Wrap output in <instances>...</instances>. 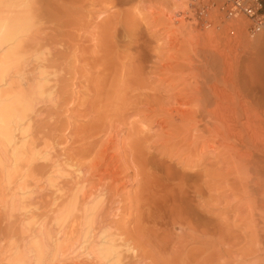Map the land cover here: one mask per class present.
Returning <instances> with one entry per match:
<instances>
[{
	"label": "rangeland",
	"instance_id": "obj_1",
	"mask_svg": "<svg viewBox=\"0 0 264 264\" xmlns=\"http://www.w3.org/2000/svg\"><path fill=\"white\" fill-rule=\"evenodd\" d=\"M261 1L264 4V0ZM113 3L115 4L116 0L114 2L112 0H48L46 15L49 20L47 25V33L49 32L47 38H49L42 42L44 44L40 43L24 51L25 61L20 67L18 76L12 75L8 82L0 87L2 96L7 97L5 94H8L7 98H10L15 93L34 91V87L37 88L41 84L43 90L46 89L47 95L45 97L47 100L37 102L35 112L33 111L35 114L32 113L29 122L24 123L23 131H21L23 133L15 134L21 151L24 147L22 152L24 158L21 157V162L13 165L9 160L10 155L7 154L2 159L3 166L0 165V264H8L11 250L20 246V243L21 246L27 243V239L30 241L32 236H29L32 232L34 235L35 231H37L36 235H46L45 232H47L48 237L50 233L49 238L52 240L55 238L53 242L56 241V244L59 240L58 244L62 247V257L56 258L60 263L58 260L52 262L50 259L47 264H105L94 253V246L100 242L101 232L109 235L108 239H111V243L113 241L112 244L117 247L120 256L117 264H139L140 258L137 259L128 248L133 245L139 247L141 241L142 243L145 241L144 245L142 244L145 246L150 238L157 239L159 234L156 236V233L155 235L151 233L156 237L147 234L151 227L147 223L149 220L146 215L153 204L149 207V204L143 200L146 203L144 206L142 200L136 199L138 194L136 191L140 189L137 186L139 182L135 174L145 169L140 166V168L143 167L142 170L136 171L139 156L135 158L136 154L133 152L137 150H140L147 159L154 158L157 165L153 164L151 167L160 166V169H166L164 164L166 163L173 166L174 168L171 169L178 173H190L188 174L190 176L192 173L201 174L199 184L201 186L206 184L205 188L207 187L208 191L203 197L201 196L202 198L196 197L198 201L196 199L193 203L199 202V204L197 203L198 208L196 206L194 208L199 210V206L203 205V207L200 206L199 212L204 213L207 210L203 215L206 216L208 213L207 217L210 216L209 219L213 223L220 222L214 223L215 225L218 223V225L222 224L223 228L236 229L237 235L241 232L245 236L249 234L240 227L239 222H242V225L249 224L243 223L244 217H249V214H253L254 211L246 209H244L246 211H240L239 207L245 203L241 200L248 202L251 197L248 198L245 195L246 198H242L243 195L240 197V194H237L240 189L235 186L236 183L229 187L230 182L232 184L231 180L235 179L231 176L226 177L227 171L222 169L226 166L223 167L224 163L220 162L221 160L216 161L219 158H216V152H218L214 147L216 143L214 146L211 144L215 142L212 141L213 137L206 134L209 136L204 135L201 140V136L199 138L196 136L198 139L196 142L193 136L197 131L192 132L193 130L188 127L190 132L186 130L184 125L189 123H185L181 116L176 114V110L188 114L198 112V104L191 100H194L193 95L198 87V90H203L207 94H210V88L218 87L219 91L222 90L225 95L230 93L228 95L231 96V85H234L237 73L243 70L250 57L254 56L258 61L255 63L259 66L264 62V43H262L264 32L252 35L251 23L245 17L225 18L220 13V3L217 0L213 1L215 6L213 5L209 11H201L189 0H124L123 5L120 6ZM262 14H264V8H262ZM49 28L52 29L49 31ZM144 47L146 53L143 51ZM141 48H143L142 51H140ZM138 51L141 55H146V60L142 61L137 54ZM254 58H252L253 63ZM210 100L211 103L214 101L212 98ZM230 100L225 102L226 107H231ZM241 106L243 107V104L239 101L237 108ZM131 111L137 114L133 115ZM129 112L133 115L132 117ZM125 115L129 119H124L128 120L127 122L122 117L127 118ZM91 119H94L93 123ZM94 122L98 123V127ZM168 122L175 125L169 126ZM102 123L106 124L105 130L108 125L113 129L108 126L103 132V125H99ZM90 124L96 127L93 125L89 127ZM100 126L101 132L99 129L96 131L101 134L92 129ZM88 128L90 132L87 131ZM91 132L96 133L97 136ZM88 133L92 134L91 137L95 135L93 140L91 139L92 142L89 140L91 137ZM176 133L177 135H174ZM187 139L190 142H187ZM207 140L208 142L205 143ZM122 143L127 145L125 152L120 148ZM89 144L93 145L89 147ZM208 144L213 146L208 149H212L215 155L208 149L201 150ZM129 152L135 154L133 158L138 161L137 163L135 161L136 164L133 163L132 158V162H129L131 155ZM108 162L112 163L111 166ZM103 163L106 164L105 167H108L105 168ZM124 164L133 167L132 170L131 167H128V170ZM16 165L17 167H14ZM97 167L103 169L98 168L97 172L95 170ZM109 167L112 170L118 167L116 169L118 174L115 173L116 180L115 177L113 179L102 178V175L100 177L99 171L103 172ZM146 174L145 172L144 175ZM203 176L205 184L202 181ZM137 177L139 178V175ZM142 177L140 178L144 180L148 176ZM225 179L227 182L224 181ZM142 180L141 184H143ZM232 187L238 190L232 191L236 192L235 194L228 192L230 188L232 190ZM239 192L242 194L241 191ZM83 194L91 196L92 199H89L90 201L87 199L86 203L80 199L82 202L80 205L79 201V210L95 207L96 212H88L86 215L78 210L70 220H67V224L62 226L56 223L70 197L75 195L82 197ZM135 195L136 198H134ZM228 203L229 206H226ZM139 214L142 217L145 216L147 219L140 217L147 221L139 218ZM236 216H239L240 220L235 219ZM241 216H244L242 221ZM88 222L91 224L92 231L90 237L86 238V242H83ZM146 223L149 228L145 226ZM138 227L148 228L147 231L145 230L146 234L144 232L147 238L135 233ZM178 228L176 226L175 229L172 228L173 230L169 229L174 233L172 232L168 238L164 234L167 235L169 230H165L164 233L161 229H155L154 232L157 230L162 232L159 235L162 237L161 241L168 242L167 244L162 242V245L166 244V248L163 246V251L161 243H158L159 237L156 241L150 239L147 246L137 249L138 256L143 257L146 260L145 263L149 262L148 264L190 263L188 260L191 252L187 250L193 248L190 249L193 251L198 246L201 248L202 245L183 244V237L182 241L177 238L182 231ZM241 228L243 231L240 230ZM54 232H57V235ZM127 232L128 234L132 232L130 236L135 233L138 239L144 238L141 241L139 239L140 242H133L134 240ZM138 232L140 234V231ZM51 233H54L56 237ZM127 237L129 239H126ZM248 237H244L245 242L248 241L246 240ZM216 238L210 239L215 242ZM179 240L183 245H179ZM151 241L154 244H149ZM155 242L161 246L158 247ZM123 244H125L124 247L119 248ZM241 244L245 243H240L239 249ZM214 246L212 244L214 249L220 248V246ZM206 247L212 248L211 244H206ZM234 247L236 249V246ZM156 248L161 249L160 252ZM180 252L183 253L182 256ZM208 254L204 253L201 256L206 257ZM200 257L197 263H200L202 259ZM194 263L195 261L190 264Z\"/></svg>",
	"mask_w": 264,
	"mask_h": 264
},
{
	"label": "bare ground",
	"instance_id": "obj_2",
	"mask_svg": "<svg viewBox=\"0 0 264 264\" xmlns=\"http://www.w3.org/2000/svg\"><path fill=\"white\" fill-rule=\"evenodd\" d=\"M112 1L114 2V0H112ZM123 1L124 0H116V3L120 6V5H123ZM47 2H48V0H0V28L7 27L13 36V39L9 42L0 41V87L5 85L12 75L18 76V74L20 73V67L25 61L24 51H27V50L35 47L36 45H40V43L47 41L46 40L47 34H49V32L47 33V30H48L47 25H48V21H49L47 18L48 16L46 15L48 12V4H49V3L47 4ZM73 2H72V6L75 5ZM116 3L115 4L113 3V4L116 5ZM69 4H71L70 1H69ZM220 13H222L224 15V17L227 18L225 13L223 11H221V3H220ZM238 17H240V16H238ZM227 19H236V18H227ZM51 29L52 28H49V31ZM137 42H136V44H138ZM128 43H130V42H128ZM262 43H264V41H262ZM262 43H260V44H262ZM42 44H44V43H42ZM145 47H144V49L141 48L140 51H142V49H143V51H145V49L147 48V47L146 48ZM140 51H138L137 54L142 59V61L146 60V55L145 56L141 55ZM145 53H146V51H145ZM143 54H144V52H143ZM25 56H26V54H25ZM252 58H254V56L250 57V60H248L247 63L242 68L243 70H241L240 72L237 73V77L235 79L236 81L234 82V85H231V88H230L231 89V96L228 95L230 93H228V94L226 93L227 95H225V93L222 92V90L219 91L220 89H217L218 87L217 88L216 87L210 88V94H207L205 91L203 92V90H198L199 87L198 88L196 87L197 88V91L195 93L196 96L193 95V93H192L191 95H193V97H195V98H194V100L193 99H191V100L193 102L196 101L194 103L198 104V106H199L198 112H196V114H191V113L188 114L186 112H181L179 110H176V114L180 115L181 119L183 121H185V123H189V124L191 123V125L188 124L189 126L184 125L186 130H189V132H190V129H188V128H191V130H193L192 132L197 131L196 135L193 136V137H195V139L194 138H192V139H194L196 141V139L201 136L200 138L202 140V136L204 137V135H206V134H209L210 136L213 137V138L209 137V138L213 139L212 141H215L211 144H213V146H214V144L216 143L215 144L216 146H214V147L217 148V150H218V152L215 151L217 153L216 154L217 157L216 156H214V157L219 158V160H216V159L215 160L217 162L221 160L220 162H223L224 164H226V165H224L223 163H219L221 165L223 164V167L224 166L227 167V165H228V167H227L228 169L226 167L222 168V169H225L227 171L226 177L231 176L235 180H237V179L240 180V181L234 180L235 181L234 182L233 179L230 178V179H232L231 180L232 184L230 182L231 185L229 184V187H231L232 185H234L236 183L235 186H238L237 188L240 189L239 191H241L242 194L236 189V187H234V189L232 187V190L230 188L231 191L229 190L228 192H231V194L232 193L235 194L238 191L239 193L237 192V194H240V197H241V195H243L242 198L251 197L248 199L249 200L248 202L245 200L244 201L241 200L242 199L241 198L240 200L243 203L244 202L245 203L241 207H239L240 211L241 210H243V211H246V210L252 211L253 210L254 211L253 214L252 213L249 214V217L245 216L246 217L245 218L243 216L245 220L247 219V221H245L243 219V217L241 216V221L244 220L243 223H249V224H245V225L243 224L242 225V222H239V223H241L240 227H243L244 230L249 232V234L245 233V234H248L246 236H249L248 237L249 239L246 238V240H248V241H246V242L244 241L245 240L244 237H246V236L244 235L243 232H241L243 234L240 233L239 235H237V234H235L236 229L234 230V229L223 228L224 226L222 224L218 225V223H220V222H218L216 220L215 221L218 223H217V225H215L216 222H214L215 223L214 224L212 222V220L209 219L210 216L207 217L209 215L208 213L206 216L203 215L207 212V210H206V212L204 211V213L199 212V210L201 209L200 208L201 205L199 206V210L194 208L195 206L196 207L198 206L199 202H197L198 204L193 203V202H195V200L198 198V196L203 197L205 195V192L208 191V188L207 187L205 188L206 184H205L204 176H203L204 180L202 178V181H204L205 185L201 186L199 184V181H200L199 178L201 177L200 176L201 174L198 175L195 173V175H194L192 173L190 176V175H188L190 173H188V174L178 173V172H175L172 170L174 168L173 166L170 165L171 166L170 167L169 164H166L164 162H162V163H164L166 165V167H165L166 169H160L159 168L160 166L151 167V166H153V164L157 165L156 164L157 162L154 161L153 157L150 159H147V157L145 158L144 157L145 155L143 156L141 154L142 152L140 150L133 152L136 154L135 158L137 156H139L138 157L139 160L137 158V160L139 161V164H138L137 163L138 161H136V159L134 160V158H133L135 154H131L132 152L131 153L129 152L131 154V155L129 154L130 155L129 156V158H130L129 162H132L131 160L133 159V163H135V161H136L137 164L136 163L135 164L138 165L137 166L138 169L136 171L139 172L140 170H142L141 168H143V167L145 168L144 170L140 171L138 174L134 173L135 170L132 173H134L136 175L135 178H137L138 182H139L137 184V186L141 190L140 191L137 189V191H136L138 193L137 198H136V195L134 198L142 200L141 202L143 203L144 206L146 205V203H144V201H146L147 204H149V207H151L150 205L153 204V206H152L153 208L151 207V209L148 210V214L146 215V213H145L146 217L150 221V224H149V221L146 220L148 225H150L149 227L152 228V226L154 225L153 226L154 230L155 229H158V230L161 229L165 233L169 229L170 230L175 229L177 226V227H179L178 229L182 230L181 234L179 233L180 236L177 238H179L182 241V237H183V239H184L182 241L183 244L190 243L192 245L193 244L202 245L201 248H198L200 246H198V247L196 246L197 248L193 251H190V249H193V248H190L189 250H187V251L192 253V254L190 253V257L188 260V261H190V263H193L194 261H195V263H197L198 258L202 254L209 253L206 257L201 256L202 259L199 262L202 264H264V62H262V65H261V62H259L261 65V66H259V64H256V63H258L257 59L254 58L256 60V61L254 60V63L256 62L254 64L252 61ZM26 62H27V59H26ZM256 65H258V66L255 67ZM140 66H141V64H140ZM140 69H141V67H140ZM22 70L23 69H21V71ZM213 76H214V80H215L216 74ZM224 81H225V79H224ZM40 85L39 86L37 85L38 86L37 88H35L36 87L35 86L33 89L34 91L27 90L29 92L15 93L10 98H7L8 94H5V95H7V97H5V96H2L3 94L0 93V165L3 164L2 159L7 154L10 155L9 160L11 163H13V165H14V163L16 164L19 161L21 162V157H22V155H24L22 153L24 151L23 150L24 147L22 148V151H21V149H20L21 147H19L20 145L19 146L17 145L18 140L16 139L15 134L17 132L23 131L22 128L25 125L24 123L26 121L29 122L28 120L31 118L30 115L35 110V106H36L37 102L38 101L43 102V100L47 96L46 91H45L46 89L43 90V88H42L43 86H40ZM223 90H224V88H223ZM209 95L211 97H209ZM48 98H49V95H48ZM210 98L214 99V101H212V103L210 102L211 101ZM228 99L229 100L231 99L230 101L232 102V104H231V102H229L231 104V107L225 106V102L229 101ZM45 100H47V99H45ZM192 101H191V103H192ZM239 101L242 102L243 107L242 106H241V108L238 107L239 108L238 109L237 106L239 104ZM180 103L181 102H179V104ZM133 109H134V107H133ZM135 111H137V110H135ZM124 112L126 113V111H123V113ZM127 112H128V110H127ZM129 113H128V115L126 114L128 117L130 116L131 113H133V115H135L134 113L137 114V112H134V111H131L130 114ZM33 114H35V113H33ZM119 115H121V114H119ZM126 115H125V117H127ZM133 115L131 114V117ZM122 117H123V120L128 119V117L127 118H124V116H122ZM196 118H197V120H196ZM91 120H92L91 122L93 123L94 119H91ZM98 120H95V121L99 122ZM128 120H124V121L127 122ZM97 122H94V124ZM169 122H168L169 126L175 125V124L173 125V123L171 124ZM91 125H93V124H90L89 127ZM99 125H103L102 131L105 130L104 129V126L106 125L105 123H102ZM124 125H125V122H124ZM108 126H107V128H108ZM112 126H114V125H112ZM122 126H123V124H122ZM122 126H120V127H122ZM199 126H201V128H199ZM93 127H96V126L93 125ZM97 127H98V123H97ZM157 127H159V126H157ZM100 128H101V126L97 129H95V128H92V129H94L95 131L99 129L101 132ZM107 128H106V130H107ZM109 128L111 129L112 127L109 126ZM94 130H92V131H94ZM87 131L90 132L91 130L88 128ZM105 131H103V132H105ZM179 131L180 130H178V133L181 132V131L180 132ZM96 132H98V134H101L99 131H96ZM21 133H23V132H21ZM91 133H93V132H91ZM91 133H88L89 137L92 136ZM93 134L96 135V133H93ZM113 135L116 136L115 134H113ZM113 135H111V136H113ZM174 135H177V133ZM209 135H206V136H209ZM196 136H197V138H196ZM93 137L89 138V140L91 142L93 140L92 139ZM108 137H109V135H108ZM187 137L189 139L188 135H187ZM188 139H187V142H190V141H188ZM95 141H96V139H95ZM206 142H208V140L205 141V143ZM209 143H210V140H209ZM109 144L111 145V141ZM112 144H113V142H112ZM122 144L123 145L120 146V148L124 152L127 151L126 150L127 145H125V143H122ZM211 144H208L207 146H203L201 150L204 151L205 149L212 148L213 146ZM92 145L93 144H89V147ZM107 145H108V143L106 144V146ZM192 145H194V144H192ZM215 148L213 150H215ZM103 149H105V146ZM103 149H102V151H104ZM108 149H109V146H108ZM121 149H119V150H121ZM128 149H130V148H128ZM201 150H200V153H201ZM208 150H210V149H208ZM123 151H122V153H124ZM210 151H211V153H213L212 149ZM208 153H209V151H208ZM123 155H126V154H123ZM213 155H215V154L213 153ZM211 156H212V154H211ZM22 158H24V157H22ZM31 159H32V157H31ZM151 159H153L151 162H154L152 164L149 161ZM109 162H111V161H109ZM109 162H108V165L111 166L110 164H112V163L109 164ZM105 163L107 164V160L105 161ZM133 163H131V165ZM135 164L132 166H135ZM17 165L14 167H17ZM95 165L97 166V164H95ZM103 165H104V163H103ZM103 165H101V166L103 167ZM105 165H104V167H105ZM163 165H161L162 168H164ZM119 166H120V164H119ZM124 166L127 167V169L129 167L128 164L127 165L124 164ZM140 166H143V167L140 168ZM148 166L151 168H149ZM102 167H97V169H95V170L98 172V168L103 169ZM106 167H108V166H106ZM109 168H111V167H109ZM112 168H113V165H112ZM112 168L110 170L105 169L103 172L100 170L102 172L101 173L99 171L100 177H101V175L103 176L102 178L109 177V178L113 179V177H115L114 179L116 180V175L118 174L116 169H118V167L115 170H112ZM120 168H122V167L120 166ZM132 168L133 167H131L130 169L132 170ZM222 169H220V170H222ZM225 170H224V172H225ZM143 171H144V174H145V172L147 174L146 175L142 174ZM115 173H116V175H115ZM134 174H133V176H135ZM138 175H139V178L137 177ZM142 176H144V177L148 176V177H145V179L142 180V178H143ZM140 177H142V178H140ZM115 180H113V181H115ZM141 180L143 181V184L140 183ZM228 180H229V178H228ZM135 181H137V180H135ZM224 181L227 182L226 179ZM238 181H239V184L237 183ZM240 183H242V184H240ZM204 188L206 189L205 191L203 190ZM227 188H228V186H227ZM227 188H226V190H227ZM233 190H235L236 192L235 193L232 192ZM85 194L87 195V193H85ZM86 195L83 194L82 197H80V195H75L73 197H70V200L68 201L66 207H64L65 209L63 210V213H61V215H60L61 217H59V219L56 218V219H58V221L56 223L63 226L67 222V220H70V218L73 217V215L76 212H78V210L80 209L78 207L81 205L82 201L85 202L87 199L88 200L92 199L91 196H86ZM80 199H82V201H80ZM83 199H85V200H83ZM79 201H80V205H79ZM196 201H198V199ZM87 203H88V201H87ZM192 203H193V205H192ZM194 204H196V205H194ZM206 204L207 203H205V205ZM226 206H229V203ZM232 206H233V204H232ZM98 207L100 208V205ZM98 207H97V209H99ZM143 207H142V209H143ZM146 207L148 208V206H146ZM201 207H203V205ZM234 208H236V207H234ZM234 208L232 209L233 211L235 210ZM202 209H204V208H202ZM244 209H246V210H244ZM144 210L145 209H143V211ZM79 211L81 212L82 209ZM82 212H83V214L88 215L87 214L88 212H90V213L94 212L95 213L96 211H95V207H93L91 209H84L83 208ZM144 212H142V214ZM256 212H257V214H256ZM99 213H100V210H99ZM239 213H241V212H239ZM102 214H104V213H102ZM140 214H141V210H140ZM140 214H139V218L142 217V215H140ZM243 214H245V213H243ZM96 215L98 216L99 214L97 213ZM84 217H87V216H84ZM144 217L145 216H143L142 218L144 219ZM146 217H145V219H147ZM141 219H140V221L143 220V219L142 220ZM235 219H239V216L238 217L236 216ZM85 220H86V218H85ZM143 221H145V220H143ZM251 222H252V224H250ZM147 223L145 224V226L147 225ZM86 225H87V232H85V234H84L85 236H84L83 242H86V238L90 235V233L92 231L91 224L88 222V224H86ZM148 225H147V227H148ZM220 225L222 227H220ZM156 226H157V228H155ZM147 227H146V229H145V227H144V229H143V227L142 228L138 227L139 229H137V232L140 231V234H138L139 232L138 233L135 231L134 232L138 236L139 235L144 236V232L146 234V231L149 228V227L148 228ZM140 228L143 230L142 232H141ZM151 228H149V231H147V234L149 233L150 235H152V237H156L157 234L160 235L161 231L157 232L158 231L157 230L154 232V230L152 228V230H153V232H152ZM243 229L241 228L240 230L243 231ZM170 230L168 232H171ZM35 232H37V231H35ZM35 232H34V235L37 234ZM168 232H167V235H166V233L164 234L167 238L169 237L170 234L172 235L173 231L171 233H168ZM45 233L47 235V232H45ZM54 233L53 234L51 233V234L54 235ZM131 233H129V234H131ZM135 233L133 236L131 235L133 237L132 238L127 232V234L130 236V238L134 240V241L132 240L133 242L139 241V239H140V237L138 239L135 236L136 235ZM141 233H143V234H141ZM151 233H154V235L156 233V236H154ZM29 234H31V233H29ZM29 234L27 236H29ZM38 234H42V233H38ZM100 234H101L99 236L100 242L96 243V245L94 246V248H95L94 253H95L96 257L99 258L100 260H102L105 264H117L118 258L120 257L119 253L117 251V247H115V245L112 244L113 241L111 243V241H110L111 239L110 240L108 239L109 235L107 236L106 233H102V232ZM34 235L32 232V235L29 236V237L32 236L30 239V241L32 240L31 242L28 241V239H27V243H25V244L22 243L23 244L22 246L20 243V246L18 245L19 247L16 245L17 247H14V249L11 250V256H10V260L8 261V264H47L48 260L51 259L50 261L55 262L54 260H56V258L63 255L62 254V247L60 246V244H58L59 240L57 241V244L55 243L56 241L53 242V240L55 238L53 240L51 238H49L50 233H49V237H48V235L47 236L46 235L34 236ZM121 235H122V233H121ZM159 235H158V237H159ZM121 237H123V236H121ZM134 237L137 240H135ZM158 237H156L157 239H153L150 237L149 238L156 241V240H158ZM213 237L214 238L217 237L215 239L216 240L215 242L211 241V239ZM143 238H141V239H143ZM145 238H147V237H145ZM161 238L162 237H159L160 241H161ZM126 239H129V238L127 237ZM141 239H140V241H141ZM163 239H164V237H163ZM209 239H210V242H209ZM144 240H146V239H144ZM180 240L178 242L179 245L180 244L183 245L182 243H180ZM148 241L145 244L148 245ZM160 241L158 243L159 244L161 243V245H162L163 240L161 242ZM121 242H122V240H121ZM126 242H127V240H126ZM129 242H130V240H129ZM144 242L145 241H143V243ZM166 242H163V243H166ZM242 242L245 244H241V249H239L240 247L238 248V246H240L239 244ZM143 243L141 241V243H139L141 245L140 246L138 245L139 247H137V245L136 246L133 245L132 247L131 246L129 247L126 244V246H127L126 248L129 247L128 249H130V252L132 251L133 252L132 254H134V256L137 257V259L140 258L139 262L141 264H148L149 262L145 263L146 260L143 257L138 256L139 253H138L137 249L138 248L141 249V246H142V249H143V247L147 246V245L143 246L144 245ZM149 244H154V243H152V241H151V243H149ZM155 244H156V242H155ZM159 244H156V245H158V247H159V246H161ZM166 244L162 245V247L165 246V248H166ZM206 244H211V247H212V244H214L215 246H220V248H218V247L216 248L215 246H214L215 249L213 247L209 248V247H206ZM117 245H119V244H117ZM124 245L125 244L119 246V248L124 247ZM128 245H130V243ZM156 245H154V246L156 247ZM242 245H244V246H242ZM234 246H236V249ZM188 247H189V244L187 245V248ZM157 248H156V250H157ZM242 248H243V250H242ZM232 249H235V250L233 251ZM160 250L158 249L157 251L160 252ZM181 250H182V248H181ZM163 251H164V247H163ZM183 252H185V250H183ZM182 254L180 252L181 256H182ZM183 257H184V255H183ZM131 259L132 258H130V260ZM186 261L187 260H185V262ZM191 261H193V262H191ZM59 263H60V261H59ZM190 263H188V264H190ZM200 263H197V264H200ZM184 264H187V262Z\"/></svg>",
	"mask_w": 264,
	"mask_h": 264
},
{
	"label": "built area",
	"instance_id": "obj_3",
	"mask_svg": "<svg viewBox=\"0 0 264 264\" xmlns=\"http://www.w3.org/2000/svg\"><path fill=\"white\" fill-rule=\"evenodd\" d=\"M201 11H209L213 8V0H189ZM221 3V11L227 18L245 17L250 21V31L253 35L264 32V14H262L261 0H218ZM192 5V6H193ZM215 6V5H214Z\"/></svg>",
	"mask_w": 264,
	"mask_h": 264
},
{
	"label": "clouds",
	"instance_id": "obj_4",
	"mask_svg": "<svg viewBox=\"0 0 264 264\" xmlns=\"http://www.w3.org/2000/svg\"><path fill=\"white\" fill-rule=\"evenodd\" d=\"M13 39V36L7 27L0 28V41L9 42Z\"/></svg>",
	"mask_w": 264,
	"mask_h": 264
}]
</instances>
